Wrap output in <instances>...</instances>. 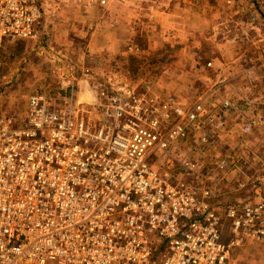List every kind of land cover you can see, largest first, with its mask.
Segmentation results:
<instances>
[{
	"label": "built area",
	"instance_id": "built-area-1",
	"mask_svg": "<svg viewBox=\"0 0 264 264\" xmlns=\"http://www.w3.org/2000/svg\"><path fill=\"white\" fill-rule=\"evenodd\" d=\"M123 1L0 0V49L39 39L63 12ZM79 87L61 77L56 89L33 92L19 125L0 114V264H233L237 247L264 244L263 201L228 204L225 237L211 189L197 184L201 162L179 161L191 179L155 164L173 158L201 122L211 133L194 142L211 144L236 109L231 99L206 114L202 98L184 108L172 96L101 80ZM260 123L243 119L242 132ZM225 158L217 170L227 169Z\"/></svg>",
	"mask_w": 264,
	"mask_h": 264
},
{
	"label": "rangeland",
	"instance_id": "rangeland-1",
	"mask_svg": "<svg viewBox=\"0 0 264 264\" xmlns=\"http://www.w3.org/2000/svg\"><path fill=\"white\" fill-rule=\"evenodd\" d=\"M191 2H185L192 7L188 12L181 10L174 16L183 17L191 31L171 26L173 18L150 14L130 23L128 19L132 17L125 14V23L110 31L105 29V10L96 7L87 12H63L50 19L53 27L43 31L39 39L2 46L0 114L21 124L30 94L56 89L61 77H69L79 82V88L94 89V81L101 80L112 89L122 86L162 98L172 96L184 108L202 98L206 114H219V102L228 97L233 103H246L251 108L246 113L236 112L234 117L232 113L226 115L227 125L231 118L242 121L253 116L264 122V0ZM172 30L176 33H170ZM224 40H230L231 46L221 49L219 41ZM129 45L137 49L131 50ZM219 50L227 56L223 64L217 59ZM85 68L92 69L89 78L82 75ZM226 123L215 129V140L209 145L194 142L204 131L211 130L209 124L195 125L173 158L160 159L155 164L175 173L185 154L201 162L205 172L202 183L197 184L211 189L214 201L220 202L223 233L228 237V204L241 199L264 202V125L253 127L247 135L241 131L223 143L219 134ZM222 158L227 159L225 171L217 170ZM254 245L264 246L246 242L234 250L233 258L242 251L247 256L249 246ZM247 263V259L241 262Z\"/></svg>",
	"mask_w": 264,
	"mask_h": 264
},
{
	"label": "crops",
	"instance_id": "crops-1",
	"mask_svg": "<svg viewBox=\"0 0 264 264\" xmlns=\"http://www.w3.org/2000/svg\"><path fill=\"white\" fill-rule=\"evenodd\" d=\"M183 2H181V0H124L123 2H113L109 5V7L107 8V10L105 11V13L107 14V21L105 22V29L108 30H114L117 27H119V25L125 23V20H127V18H125V14H127V16H131V19H128V23L130 22H135V19H141V15H151L152 17L158 15V16H162V17H167V18H173V20L171 19V21L173 22V24L171 26H175L178 30L182 29H187L189 31H191L192 27L191 26H186L188 23L187 21L183 18V17H179V18H175V13L177 12H181V10H184V14L186 12H188V10H190L191 4L185 3L186 1L188 2V0H182ZM185 1V2H184ZM178 2V4H177ZM190 3L191 0H189ZM179 6V7H177ZM115 7V9L113 10V8ZM118 9L119 12H118ZM177 9L179 11H177ZM118 12V13H117ZM116 14V15H115ZM166 15V16H165ZM109 19V20H108ZM139 19V20H140ZM114 20V23L112 22ZM157 20V19H156ZM113 24L115 25L113 27ZM174 27V28H175ZM170 33H176L174 30H172ZM230 40L227 41H219V48L222 49L226 48L228 45L231 46V44L229 43ZM222 52V53H221ZM197 57H193V59H196ZM227 56L226 54L219 50V64H223L224 62H227L228 60L226 59ZM214 61V60H213ZM215 64V61H214ZM216 66V65H215ZM222 65H219V68ZM215 68V67H214ZM219 71L221 72V69H219ZM219 72V75H220ZM88 87H81L80 89H87ZM236 109L232 110L229 114L232 113V116L234 117V114L236 112H247V110H249L251 107L246 106V103L243 104H237L235 103ZM222 109V102H219V111ZM232 121V122H230ZM226 123V122H225ZM241 121L239 120H235V119H229L228 125L226 123L225 127L223 128V130L221 131V134H219V138H221L222 142L224 143L225 141H228L232 138V140L235 138L236 135H238L241 131H242V127L240 125ZM237 132V134H235ZM220 140V141H221ZM256 155V154H254ZM253 155V156H254ZM203 172H205V168H202ZM180 170V171H177ZM175 172L172 171L174 174L177 175H181L184 176L186 179H191V175H184L183 174V169L181 168H175ZM264 178V176L262 177V179ZM264 180V179H263ZM217 191V190H216ZM219 191V188H218ZM222 194V193H221ZM210 201L214 206H217L219 208V203L218 201H214V195H212L210 197ZM246 200H238V201H234V202H243ZM239 248V247H237ZM260 248L262 250H260ZM249 251L247 252V256L244 255V251H242V255L238 252V254L232 259V263L234 262V264H241L242 261H244L245 259H247V264H264V246L263 247H258V246H249ZM262 255L263 256H258V255ZM251 259V260H250ZM257 261V262H256Z\"/></svg>",
	"mask_w": 264,
	"mask_h": 264
}]
</instances>
